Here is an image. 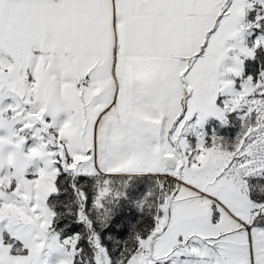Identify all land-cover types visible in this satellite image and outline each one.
I'll return each mask as SVG.
<instances>
[{"label":"snow or ice","instance_id":"6c2138e0","mask_svg":"<svg viewBox=\"0 0 264 264\" xmlns=\"http://www.w3.org/2000/svg\"><path fill=\"white\" fill-rule=\"evenodd\" d=\"M0 264H264V0H0Z\"/></svg>","mask_w":264,"mask_h":264}]
</instances>
